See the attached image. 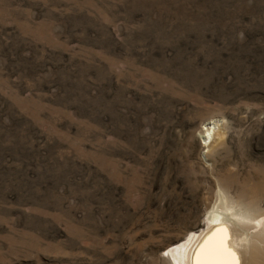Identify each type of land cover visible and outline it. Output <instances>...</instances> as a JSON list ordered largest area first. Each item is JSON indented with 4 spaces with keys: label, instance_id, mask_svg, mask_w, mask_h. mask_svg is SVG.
I'll use <instances>...</instances> for the list:
<instances>
[{
    "label": "rangeland",
    "instance_id": "374dc122",
    "mask_svg": "<svg viewBox=\"0 0 264 264\" xmlns=\"http://www.w3.org/2000/svg\"><path fill=\"white\" fill-rule=\"evenodd\" d=\"M260 218L264 0H0V264H175L225 227L261 264Z\"/></svg>",
    "mask_w": 264,
    "mask_h": 264
},
{
    "label": "snow or ice",
    "instance_id": "6c2138e0",
    "mask_svg": "<svg viewBox=\"0 0 264 264\" xmlns=\"http://www.w3.org/2000/svg\"><path fill=\"white\" fill-rule=\"evenodd\" d=\"M227 239V229H218L200 245L193 264H239L235 253L227 247Z\"/></svg>",
    "mask_w": 264,
    "mask_h": 264
},
{
    "label": "bare ground",
    "instance_id": "6f19581e",
    "mask_svg": "<svg viewBox=\"0 0 264 264\" xmlns=\"http://www.w3.org/2000/svg\"><path fill=\"white\" fill-rule=\"evenodd\" d=\"M208 218V217H207ZM222 219V218H221ZM221 220H220V216L219 214H213L211 215V217L209 218V223H207V225L209 226V229H214L217 228L218 226L221 225ZM226 223V222H225ZM256 225H262L264 226V218H260L257 219L255 221ZM225 226V225H224ZM207 227V226H206ZM205 227V228H206ZM226 228V227H225ZM212 229V230H213ZM207 231V230H206ZM228 231V230H227ZM205 233V231H203ZM194 233V232H193ZM192 232L188 235V237L186 238V240L182 243H180L179 245L174 246L173 248L169 249L168 251V255L170 256L171 260L175 263V264H193V258L196 255V252L198 251V249L200 248V245L203 244L205 242V240H207L209 237L212 236V234H207L206 237L204 238H200L199 235H195ZM208 233V231H207ZM201 235V233H199ZM203 236V235H202ZM230 238V237H229ZM228 240V239H227ZM229 245V244H228ZM239 245V243H238ZM171 247V246H170ZM229 248V247H228ZM233 247H231L232 250ZM235 250V249H234ZM236 252V251H235ZM238 252V251H237ZM257 257H259L257 255ZM261 258H263L261 256ZM240 259V258H239ZM238 259V260H239ZM258 259V258H257ZM256 259L255 256V261L257 263H259ZM254 261V264H256V262ZM261 264H264V258L263 260L260 261ZM260 264V263H259Z\"/></svg>",
    "mask_w": 264,
    "mask_h": 264
}]
</instances>
